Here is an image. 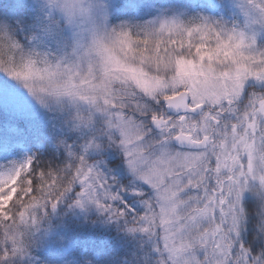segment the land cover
I'll list each match as a JSON object with an SVG mask.
<instances>
[{
    "label": "snow or ice",
    "instance_id": "snow-or-ice-1",
    "mask_svg": "<svg viewBox=\"0 0 264 264\" xmlns=\"http://www.w3.org/2000/svg\"><path fill=\"white\" fill-rule=\"evenodd\" d=\"M0 264H264V0H0Z\"/></svg>",
    "mask_w": 264,
    "mask_h": 264
}]
</instances>
